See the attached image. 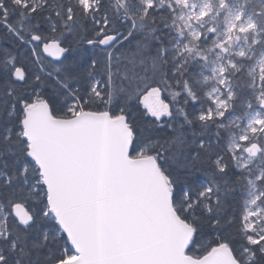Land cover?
<instances>
[{"label": "snow or ice", "instance_id": "snow-or-ice-1", "mask_svg": "<svg viewBox=\"0 0 264 264\" xmlns=\"http://www.w3.org/2000/svg\"><path fill=\"white\" fill-rule=\"evenodd\" d=\"M0 264H264V0H0Z\"/></svg>", "mask_w": 264, "mask_h": 264}]
</instances>
